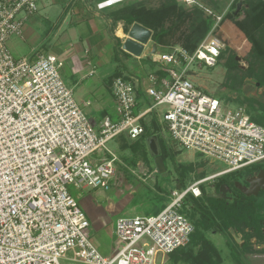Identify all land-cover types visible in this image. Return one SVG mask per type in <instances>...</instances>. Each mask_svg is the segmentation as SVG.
Wrapping results in <instances>:
<instances>
[{
  "label": "built area",
  "instance_id": "obj_1",
  "mask_svg": "<svg viewBox=\"0 0 264 264\" xmlns=\"http://www.w3.org/2000/svg\"><path fill=\"white\" fill-rule=\"evenodd\" d=\"M113 1L97 8H110ZM38 3L0 0V264H164L167 256L188 247L195 233L181 213L184 198L200 197L210 178L264 164V127L244 109H226L189 76L194 65L215 67L225 45L209 36L193 52L178 47L154 54L162 76L149 75L151 103L142 111L137 86L115 78L111 89L118 119L104 118L97 131L63 80V62L53 55L16 59L8 49L12 37L23 36ZM153 115L174 142L227 168L174 192L156 216L119 218L116 251L103 256L71 188H110L120 160L109 144L121 135L136 140L142 120Z\"/></svg>",
  "mask_w": 264,
  "mask_h": 264
},
{
  "label": "rangeland",
  "instance_id": "obj_2",
  "mask_svg": "<svg viewBox=\"0 0 264 264\" xmlns=\"http://www.w3.org/2000/svg\"><path fill=\"white\" fill-rule=\"evenodd\" d=\"M136 1H146L148 7L155 8L162 2V0H126L109 9L111 17L113 18V12L120 7ZM234 1L235 0H196V4L187 5L182 0H178L185 8H201L205 16L214 22L212 29L200 44L209 36H217L221 39L226 48L223 57L215 67H208L205 65L192 66L189 75L191 80L201 90L219 99L226 109L236 110L240 108L247 112L248 107L246 104L241 105L240 102L244 99H253L264 105V87H261L255 79L247 76V69L251 61V42H249L245 35L226 18L227 14L231 12L230 8ZM43 2V0H39L38 12L29 18L26 23L27 25L31 24L39 13L40 15L44 14ZM246 8L247 6L244 3H239L235 11L233 10L238 20L244 18V10ZM218 18H222L220 23H218ZM27 25H25V27ZM167 26H170V23H167ZM25 27L24 38L12 37L7 42L8 49L12 55L16 59H20L19 57L21 56H25L28 59H35L38 55H49V24L47 22H41L31 30V34L29 35H25ZM118 27H122L124 30L123 23H119L113 28L118 29ZM180 30L186 31L187 29L181 27ZM126 36H128V34H126ZM176 36L177 37L172 40L176 45L174 44L168 48H161L162 51L170 52L174 48L182 47L181 43L177 42V38L181 35L177 33ZM144 54L148 56V51L146 50ZM234 56L238 63L236 66L232 61ZM151 59L150 56L147 57L148 64H152ZM61 74L64 81L68 83V79L63 75V72H61ZM119 77H121V75L117 76V78ZM68 85L71 88V85ZM74 97L78 102L77 93H74ZM142 98L147 99L151 103V99L145 94ZM138 104L142 105L143 108L148 106V103L141 98L138 99ZM93 109L95 108L89 107L84 108L83 111L88 117L90 111ZM151 119V116L146 118L145 123L148 127L151 125ZM159 124L160 130L156 134L165 141L166 154L163 159L165 170L161 172L158 171L155 158L152 156L149 146L146 147L148 149L147 157H145L137 147H132L133 143H138L136 146L140 145V147L143 146L144 148L145 142H143V139L128 141L124 139V136H121L109 144L112 147V151L116 153L120 159L119 163H117V175L114 182H112V186L108 189L87 188L79 191L71 188L73 196L77 199L80 207L90 221V239L103 256H111L116 251L118 241L115 236V227L119 218L156 216L171 203L174 192L183 193L187 191V189L193 187L200 179L202 180V178L205 179L214 176L227 168V166L221 162L208 159L200 154L186 150L172 140L164 124ZM96 130L98 131V128H96ZM125 144H127V148L122 149L121 147ZM141 148L140 150H142ZM100 155L102 157L104 152H100ZM239 175L240 173L233 174L230 177ZM180 183L186 186L183 191L177 187ZM204 186L207 187V185ZM214 232L217 233V231L213 229L207 232L206 235L218 249L222 257V264H236L233 259L234 250L240 254L245 264H264V243H259L255 238H252L250 241L251 248L256 250L257 253L251 254L242 250L243 245L246 243L243 236L248 233L234 231L232 235L228 232L213 234ZM236 238H240L239 243L236 241L239 246L235 243ZM180 251H178V253ZM68 255L72 257L71 253ZM61 264L75 263L61 261ZM164 264L189 263L184 261L176 263L173 256H167L164 260Z\"/></svg>",
  "mask_w": 264,
  "mask_h": 264
},
{
  "label": "trees",
  "instance_id": "obj_3",
  "mask_svg": "<svg viewBox=\"0 0 264 264\" xmlns=\"http://www.w3.org/2000/svg\"><path fill=\"white\" fill-rule=\"evenodd\" d=\"M239 3H244L247 6L242 20H238L234 13ZM230 9L231 12L227 14L226 18L252 44L251 61L247 69V76L255 79L261 87H264V0H235ZM113 14V25L117 26V24L123 23L125 34H129L131 28L138 24L152 32V40L157 48H168L174 44L176 45L172 40L179 33L181 36L177 38V42L181 43L182 47L190 52L197 49L214 23L213 20L205 16L201 8H185L178 0H162L156 8L148 7L146 1H136L120 7ZM167 23H170V26H167ZM181 27L187 30L181 31ZM225 50L226 48L219 60L223 57ZM232 61L235 66L238 64L235 56ZM240 104H246L248 107L247 113L251 120L264 127V105L262 103L253 99H244ZM145 122L146 119L141 122L143 132L139 137L145 142L144 148L143 146L141 148L140 145L136 146L138 143H133L132 147H137L147 157L148 149L146 147L148 142L155 139L160 156L164 159L166 154L165 141L156 134L160 130L158 118L152 116L150 127ZM126 145L124 149L127 148ZM177 187L181 191L186 188L183 183H180ZM201 190L202 195L200 197H195L189 193L183 200L181 213L194 224L195 233L186 249L171 255L175 262L222 264V257L218 249L206 235L207 232L213 229L217 232H228L229 234L231 229L235 232H248L247 236H243L246 243L243 245L242 250L251 254L257 253L256 250L251 248L250 241L255 238L257 242L264 243L262 206L252 201H245V196L242 194L239 195L241 200L234 197L233 201H224L210 198L206 186H201ZM235 243L239 246L236 240ZM233 259L236 264H245L236 250L233 251Z\"/></svg>",
  "mask_w": 264,
  "mask_h": 264
},
{
  "label": "crops",
  "instance_id": "obj_4",
  "mask_svg": "<svg viewBox=\"0 0 264 264\" xmlns=\"http://www.w3.org/2000/svg\"><path fill=\"white\" fill-rule=\"evenodd\" d=\"M43 1L44 14L39 13L29 25L26 24L29 19L26 21L25 35L31 34V30L41 22L49 24V55L56 56L63 62L61 72L68 79V83H65L68 87V84L71 85L69 88L73 94H78L81 107L95 108L88 115L95 129H100L106 117L114 121L118 119V106L111 86L119 75L137 86L138 99L141 98L150 104L147 99L142 98L149 86L148 77L153 73L162 75L161 67L153 62L152 38L144 49V52L148 51V56H145L144 52L140 57L133 56L123 49L129 34L126 36L122 27L113 28L109 11L111 7L103 10L97 8L104 0ZM119 31H122L123 37L118 35ZM21 38H24V33ZM159 52L164 51L158 47L157 53ZM149 56L152 58V64L147 62ZM146 108L138 104L137 110ZM158 121L160 123V119ZM121 136H124L125 140L133 141L126 135ZM124 147L125 145L121 148ZM109 148L112 151L110 145Z\"/></svg>",
  "mask_w": 264,
  "mask_h": 264
},
{
  "label": "flooded vegetation",
  "instance_id": "obj_5",
  "mask_svg": "<svg viewBox=\"0 0 264 264\" xmlns=\"http://www.w3.org/2000/svg\"><path fill=\"white\" fill-rule=\"evenodd\" d=\"M261 172H264V164L255 166L254 168L244 169L239 172L240 173L239 176L230 177L232 174H228L213 178L208 177L210 179L202 186L207 185L206 187L207 190H210L208 191V196L211 194L221 195L220 189L221 187H224L227 192L226 194L227 198L226 199L215 198L224 201H233L234 197H237V199L241 200L239 198V195L242 194L245 196L244 199L245 201H252L253 203L260 204L262 206L263 217H264V176L260 177ZM253 180L256 181L255 187H259L260 189L257 196L248 197L243 193V189L249 188L250 187L249 181H253ZM201 195H202V190H201ZM263 226H264V222H263ZM215 233L216 232H214L213 234ZM216 234H221V232H217ZM230 234H232V232H230Z\"/></svg>",
  "mask_w": 264,
  "mask_h": 264
},
{
  "label": "water",
  "instance_id": "obj_6",
  "mask_svg": "<svg viewBox=\"0 0 264 264\" xmlns=\"http://www.w3.org/2000/svg\"><path fill=\"white\" fill-rule=\"evenodd\" d=\"M152 38V32L146 28H144L141 25L135 24L130 32H129V36L128 39L125 41L123 49L136 57H140L145 49V46L148 45V43L151 41ZM157 53V45L153 44V51L152 54H156ZM148 146H149V150L152 154V156L155 158V163H156V167L158 169L159 172H161L162 170H165L164 168V160L163 158L160 156V152L158 149V145L155 139H151L148 142ZM264 176V172L260 173V177ZM255 180L253 181H249L250 183V187L247 189H243V193L248 196H257L258 192H259V187H255ZM220 193L219 194H211L209 195L210 198H222V199H226L227 196V192L225 190L224 187H221L220 189ZM232 234H234V231L231 230ZM236 241L239 243L240 242V238H236Z\"/></svg>",
  "mask_w": 264,
  "mask_h": 264
},
{
  "label": "bare ground",
  "instance_id": "obj_7",
  "mask_svg": "<svg viewBox=\"0 0 264 264\" xmlns=\"http://www.w3.org/2000/svg\"><path fill=\"white\" fill-rule=\"evenodd\" d=\"M123 1H126V0H115V1H113L110 5L114 6V5H116V4L120 3V2H123ZM118 35H119L120 37H123V33H122V31H119V32H118Z\"/></svg>",
  "mask_w": 264,
  "mask_h": 264
},
{
  "label": "snow or ice",
  "instance_id": "obj_8",
  "mask_svg": "<svg viewBox=\"0 0 264 264\" xmlns=\"http://www.w3.org/2000/svg\"><path fill=\"white\" fill-rule=\"evenodd\" d=\"M109 2H111V0H109Z\"/></svg>",
  "mask_w": 264,
  "mask_h": 264
}]
</instances>
